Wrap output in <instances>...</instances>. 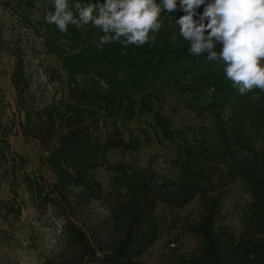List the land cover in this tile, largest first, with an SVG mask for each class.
Listing matches in <instances>:
<instances>
[{"label":"trees","instance_id":"1","mask_svg":"<svg viewBox=\"0 0 264 264\" xmlns=\"http://www.w3.org/2000/svg\"><path fill=\"white\" fill-rule=\"evenodd\" d=\"M183 14L163 15L164 27L155 44L129 46L125 55L119 43L98 50L103 33L91 24L80 29L70 24V35H64L44 20L43 52L60 63L63 92L38 107L28 102L29 79L23 67L16 65L11 80L17 109L24 114L22 133L39 140L45 162L56 176L47 188L42 177L20 173L18 184L24 185L34 206H56L64 212L69 208L80 220L75 205L90 204L103 196L102 184L94 175L100 167L111 173L112 189L107 195H115L104 219L108 223L104 236L88 233L66 219L65 245L73 255L70 260L61 257L44 264H79L85 257L87 264H144L140 256L161 237L166 223L156 213L157 205L182 208L199 197V217L185 227L197 239L195 249L190 255H173L169 264H264V92L253 89L239 95L226 79L222 63L207 61L206 54L190 56L175 24V18ZM173 34L179 47L172 46L169 38ZM54 76L61 78L59 72ZM205 90H211L212 96L208 100L199 96L194 108L216 115L219 133L207 151L224 157L226 181L240 180L251 198L242 213L240 237L219 220L221 202L216 189L220 181L213 180L200 153L191 147L174 159L177 171L168 178L152 168L108 160L113 151L126 153L142 147L138 137L126 133L129 123L141 117L158 143L173 141L172 120L157 109L156 101L169 93L197 95ZM225 108L230 111L229 125L222 119ZM17 160L20 167L25 165L21 155Z\"/></svg>","mask_w":264,"mask_h":264},{"label":"rangeland","instance_id":"2","mask_svg":"<svg viewBox=\"0 0 264 264\" xmlns=\"http://www.w3.org/2000/svg\"><path fill=\"white\" fill-rule=\"evenodd\" d=\"M51 11L54 10L47 0H0V264H44L45 260L55 261L61 257L70 260L73 251L65 245V220L77 222L88 233L104 236L108 226L104 219L115 201V195H107L112 187L111 173L105 167L94 172L102 184L103 196L90 204L75 205L74 212L80 220L75 219L69 208L67 212L56 206L36 208L24 185L18 184L21 172L28 173L31 178L42 177L47 188L56 182L39 140L26 138L22 133L24 114L17 109L11 80L16 65H21L29 79L25 94L35 107L49 103L52 98L58 99L63 92L64 73L60 72V63L43 52L41 43L42 22L45 14ZM55 72H59L61 78L55 77ZM199 96L208 100L212 92L161 96L156 107L172 120L175 139L158 143L150 136L149 126L141 117L129 123L126 133L130 131L133 137H138L142 147L126 153L113 151L108 160L152 168L162 178H168L177 171L174 159L191 147L192 151L200 153L202 164L213 180L220 181L216 189L221 202L219 220L229 226L235 237H240L242 213L251 198L240 180L226 181L228 167L224 157L216 155L215 151L208 153L207 147H212L219 136L217 117L195 110L194 104L201 100ZM229 116V108L223 109L222 119L226 123ZM19 155L25 158L23 167L19 166ZM200 205V197L182 208L157 205L156 213L162 215L166 223L161 237L140 256L144 264H169L173 255H190L194 251L197 239L188 234L185 227L198 219ZM171 242L175 247L165 253ZM86 261L87 257L79 264H87Z\"/></svg>","mask_w":264,"mask_h":264},{"label":"clouds","instance_id":"3","mask_svg":"<svg viewBox=\"0 0 264 264\" xmlns=\"http://www.w3.org/2000/svg\"><path fill=\"white\" fill-rule=\"evenodd\" d=\"M48 2L54 11L46 13L44 19L62 34L70 35V24L77 29L91 24L103 33L98 50L106 44L119 43L121 55L132 45H154L164 27L162 16L182 11L184 14L175 18V24L179 37L187 42L190 56L206 54L207 61L222 63L226 79L239 95H247L253 89L264 92V0ZM169 39L172 46H180L176 34Z\"/></svg>","mask_w":264,"mask_h":264},{"label":"built area","instance_id":"4","mask_svg":"<svg viewBox=\"0 0 264 264\" xmlns=\"http://www.w3.org/2000/svg\"><path fill=\"white\" fill-rule=\"evenodd\" d=\"M175 247V244L173 242L169 243L164 250L165 253H169L173 248Z\"/></svg>","mask_w":264,"mask_h":264}]
</instances>
